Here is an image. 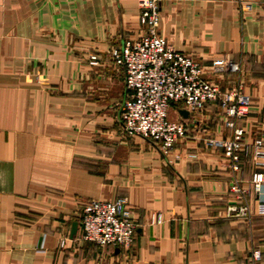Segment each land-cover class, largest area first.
<instances>
[{"label":"crops","instance_id":"1","mask_svg":"<svg viewBox=\"0 0 264 264\" xmlns=\"http://www.w3.org/2000/svg\"><path fill=\"white\" fill-rule=\"evenodd\" d=\"M248 2L163 0L158 34L204 80L250 97L251 140L264 130V0ZM138 15L137 0H0V264H264L253 198L248 217H228L232 174L209 144L227 137L218 105L187 119L170 106L186 135L169 158L124 133L128 91L111 53L142 35ZM222 57L240 73L213 74ZM118 199L131 247L82 241L81 209Z\"/></svg>","mask_w":264,"mask_h":264},{"label":"built area","instance_id":"2","mask_svg":"<svg viewBox=\"0 0 264 264\" xmlns=\"http://www.w3.org/2000/svg\"><path fill=\"white\" fill-rule=\"evenodd\" d=\"M162 1L137 0L142 35L126 40L111 53L113 63L124 73L128 91V100L121 111L122 129L127 136L150 140L163 157L169 158L186 135V124L168 117L170 106L181 105L189 114H197L208 104L218 105L227 137L209 144L222 149L225 166L232 174L229 193L235 197V203L228 208V217H248L251 197L255 214L264 217V130L249 140L242 125L251 105L250 97L239 86L222 91L204 80L198 63L174 50L159 36ZM237 2L241 10L250 9L248 0ZM212 72L240 73V67L222 57L213 61ZM247 166L251 173L244 185L242 173ZM79 223L80 239L99 247L127 250L134 241L131 212L122 199L87 203L79 213ZM64 243L60 241V247ZM43 249L42 239L39 251ZM252 258L259 261V251L255 250Z\"/></svg>","mask_w":264,"mask_h":264},{"label":"water","instance_id":"3","mask_svg":"<svg viewBox=\"0 0 264 264\" xmlns=\"http://www.w3.org/2000/svg\"><path fill=\"white\" fill-rule=\"evenodd\" d=\"M180 115H181L183 118H185V119L188 118V112H187V111H180ZM75 229H76V225L73 224V225H72V233H71V234H74Z\"/></svg>","mask_w":264,"mask_h":264},{"label":"rangeland","instance_id":"4","mask_svg":"<svg viewBox=\"0 0 264 264\" xmlns=\"http://www.w3.org/2000/svg\"><path fill=\"white\" fill-rule=\"evenodd\" d=\"M173 109H169V111H168V117L171 119V120H173Z\"/></svg>","mask_w":264,"mask_h":264}]
</instances>
